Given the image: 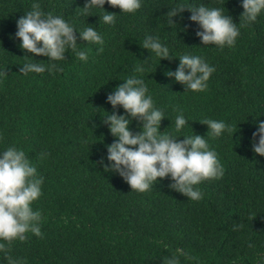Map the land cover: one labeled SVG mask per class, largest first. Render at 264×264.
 <instances>
[{"label": "trees", "instance_id": "16d2710c", "mask_svg": "<svg viewBox=\"0 0 264 264\" xmlns=\"http://www.w3.org/2000/svg\"><path fill=\"white\" fill-rule=\"evenodd\" d=\"M38 2L77 30L98 28L104 45L97 51L98 45L78 40L80 48L90 49L86 62L66 52L60 71L25 75L20 68L32 54L14 34L33 0H0V151L22 149L43 177L42 194L32 204L40 212L41 234L0 241V264H8L5 252L18 264H167L171 256L180 264H264V156L254 154L250 143L254 121L264 120V13L241 28L233 47L221 49L201 44L187 8L173 17L177 26L167 25L165 13L178 3L203 2L238 23L241 0H142L134 14L105 3L116 14L112 25L98 23V15H81L85 0ZM149 34L174 55L190 52L213 65L207 89L183 92L166 76L178 58L159 61L142 48ZM34 59L49 63L46 56ZM138 65L143 73L134 71ZM131 75L143 77L165 112L163 134H176L175 117L182 113L190 126L181 133L205 136L217 153L223 174L198 186L201 199L171 189L167 178L148 191H131L100 165L115 139L102 120L114 110L106 96ZM115 111L124 113L119 106ZM206 118L223 120L231 131L211 136L201 123ZM139 123L133 119L129 127L139 131Z\"/></svg>", "mask_w": 264, "mask_h": 264}, {"label": "clouds", "instance_id": "9594fccd", "mask_svg": "<svg viewBox=\"0 0 264 264\" xmlns=\"http://www.w3.org/2000/svg\"><path fill=\"white\" fill-rule=\"evenodd\" d=\"M105 3L126 14H134L142 7V0H85L84 6L80 7L81 15H98V23L112 25L116 14L106 11ZM241 7L243 11L238 23L221 7H209L203 2L196 5L178 3L169 7L165 14L167 25L177 26L173 17L187 8L191 13L188 19L198 25L195 35L201 44L223 49L233 47L241 28L257 21L264 13V0H241ZM93 10H96L95 14ZM16 28L14 36L20 40L19 47L32 54L24 56L31 58L20 68V72L25 75L60 71L61 65L58 62L66 60V52L86 62L90 49L80 48L78 40L85 41V45H98L96 50L103 51L104 38L98 28L86 26L77 30L62 15L43 11L38 0H33L30 10L16 20ZM141 47L151 50L159 61L178 58L175 70L166 69L164 74L180 83L184 87L183 92H203L207 89L215 67L202 56L190 52L174 55L158 36L150 34L145 35ZM37 55L46 56L49 63H39L34 59ZM134 71L143 73L144 68L138 65ZM122 81L106 96L114 110L106 112L102 120L115 139L106 145V157L99 161L104 171L118 174L131 191H148L158 178H167L171 181V189L190 200L201 199L202 193L198 186L204 180L218 179L223 174L215 150L209 147L205 136L194 132L192 135L181 133L182 128L189 125L182 113L175 117L176 134H163L160 124L167 116L155 105L143 77L131 75ZM118 106L124 109L123 114L115 111ZM133 119L140 122L139 131L134 132L129 127ZM201 123L207 125V133L213 137H221L231 131L230 125L223 120L206 118ZM254 123L257 127L252 133L251 150L254 154L264 156V120ZM40 155L43 158L47 153L42 152ZM42 183L43 177L38 175L36 166L22 149L11 145L0 151V241H23L29 231L41 234L40 212L33 210L32 204L42 194ZM4 248L5 243H0V250ZM5 256L8 264H18L7 252ZM167 264H180L179 257H169Z\"/></svg>", "mask_w": 264, "mask_h": 264}]
</instances>
